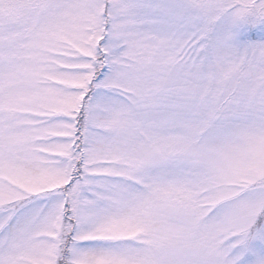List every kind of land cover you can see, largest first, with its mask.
I'll list each match as a JSON object with an SVG mask.
<instances>
[{"label": "snow or ice", "instance_id": "snow-or-ice-1", "mask_svg": "<svg viewBox=\"0 0 264 264\" xmlns=\"http://www.w3.org/2000/svg\"><path fill=\"white\" fill-rule=\"evenodd\" d=\"M0 264H264V0H0Z\"/></svg>", "mask_w": 264, "mask_h": 264}]
</instances>
